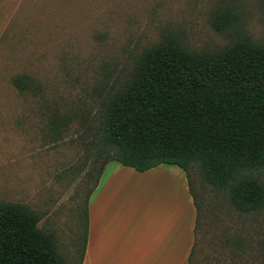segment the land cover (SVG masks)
<instances>
[{"label": "rangeland", "instance_id": "1", "mask_svg": "<svg viewBox=\"0 0 264 264\" xmlns=\"http://www.w3.org/2000/svg\"><path fill=\"white\" fill-rule=\"evenodd\" d=\"M225 7L264 42L263 0H0V199L36 211L67 263L84 251L89 196L106 157L95 132L108 100L168 33L194 50L228 45L235 29L212 24ZM19 74L31 77L22 93ZM192 181V264H264V209L241 213L226 191ZM237 236L240 244L227 242Z\"/></svg>", "mask_w": 264, "mask_h": 264}, {"label": "trees", "instance_id": "2", "mask_svg": "<svg viewBox=\"0 0 264 264\" xmlns=\"http://www.w3.org/2000/svg\"><path fill=\"white\" fill-rule=\"evenodd\" d=\"M239 17L230 7L214 14L215 29H235L221 49L194 50L168 33L139 55L96 128L95 146L106 156L96 177L111 160L140 171L174 164L197 209L192 174L226 191L241 213L264 209V42L246 34ZM13 81L21 93L31 87L27 74ZM39 221L29 206L0 199V264H69ZM233 238L230 245L240 244Z\"/></svg>", "mask_w": 264, "mask_h": 264}, {"label": "crops", "instance_id": "3", "mask_svg": "<svg viewBox=\"0 0 264 264\" xmlns=\"http://www.w3.org/2000/svg\"><path fill=\"white\" fill-rule=\"evenodd\" d=\"M112 161L90 192L78 264H190L197 208L185 171L165 163L140 171L117 161L107 174Z\"/></svg>", "mask_w": 264, "mask_h": 264}]
</instances>
